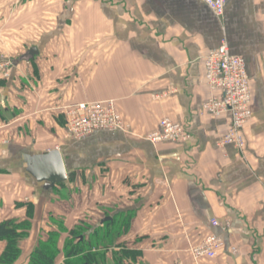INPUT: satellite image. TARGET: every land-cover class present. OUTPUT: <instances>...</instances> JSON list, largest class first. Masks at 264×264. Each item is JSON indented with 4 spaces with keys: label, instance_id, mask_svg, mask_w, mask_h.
Returning a JSON list of instances; mask_svg holds the SVG:
<instances>
[{
    "label": "crops",
    "instance_id": "obj_1",
    "mask_svg": "<svg viewBox=\"0 0 264 264\" xmlns=\"http://www.w3.org/2000/svg\"><path fill=\"white\" fill-rule=\"evenodd\" d=\"M32 21L27 48H0L10 64L0 77V222L31 223L14 264H28L56 223L61 250L101 213L133 215L117 244L141 253L134 264H195L190 250L209 235L222 250L197 264H264V0H226L220 20L201 0H0V36L10 34L6 22ZM223 40L250 78L242 152L220 146L229 115L201 112L210 96L203 59ZM105 101L124 131L65 138L66 108ZM162 119L190 138L153 144ZM53 150L67 179L52 187L26 162Z\"/></svg>",
    "mask_w": 264,
    "mask_h": 264
},
{
    "label": "built area",
    "instance_id": "obj_2",
    "mask_svg": "<svg viewBox=\"0 0 264 264\" xmlns=\"http://www.w3.org/2000/svg\"><path fill=\"white\" fill-rule=\"evenodd\" d=\"M217 18L224 15L226 0H201ZM10 64L1 62L0 77H8ZM204 79L210 91L209 98L202 104L201 112L212 118L229 115L228 132L222 137L220 146H233L242 152L245 148L243 130L251 119L252 93L250 78L246 71L245 62L241 57L233 55L227 43H222L209 51L203 59ZM64 119V136L69 140H80L95 132L116 131L126 129L122 117L117 113L113 102H83L66 108L62 113ZM158 130L148 136L154 144L159 142L182 143L190 136L183 127L169 119L158 123ZM212 228L224 231L230 227L229 222L220 223L210 220ZM222 246L218 239L209 235L190 250L195 264L202 260L216 259Z\"/></svg>",
    "mask_w": 264,
    "mask_h": 264
},
{
    "label": "trees",
    "instance_id": "obj_3",
    "mask_svg": "<svg viewBox=\"0 0 264 264\" xmlns=\"http://www.w3.org/2000/svg\"><path fill=\"white\" fill-rule=\"evenodd\" d=\"M59 124L64 127V119ZM106 218L111 220L104 221ZM132 219L133 215L129 213L115 217L107 214L97 226H77L68 233L61 250L58 246L60 233L65 230L57 223L58 232H50L45 241H38L28 264H56L61 252L64 258L62 264H134L141 253L117 244L118 239L128 233ZM30 229L28 220L0 222V241L6 243L0 255V264L17 262L21 255L19 244L28 237ZM109 252L110 258L107 257Z\"/></svg>",
    "mask_w": 264,
    "mask_h": 264
},
{
    "label": "water",
    "instance_id": "obj_4",
    "mask_svg": "<svg viewBox=\"0 0 264 264\" xmlns=\"http://www.w3.org/2000/svg\"><path fill=\"white\" fill-rule=\"evenodd\" d=\"M35 49L30 51L34 55ZM27 172L38 182H47L52 187L66 181L65 166L58 150L45 152L41 155L27 156ZM106 218L104 221H109Z\"/></svg>",
    "mask_w": 264,
    "mask_h": 264
},
{
    "label": "rangeland",
    "instance_id": "obj_5",
    "mask_svg": "<svg viewBox=\"0 0 264 264\" xmlns=\"http://www.w3.org/2000/svg\"><path fill=\"white\" fill-rule=\"evenodd\" d=\"M6 23H7V29L10 32V34L6 36V34L2 33V35L0 36V48L4 47L5 45H7L8 48H23V47L27 48L28 46L26 45V43L27 44L29 43L30 45L31 44L30 42L35 40V37H34L35 34H31V31L28 32L30 30L29 26H31L35 22L33 21L28 22L26 24L27 25L26 28H24L25 25L18 24L17 22H6ZM105 216H106V213L105 214L101 213L100 218L103 219L105 218ZM94 223H95V220L92 221V224ZM80 225L91 226L90 224H84V222L80 223L79 226ZM85 226H83V228H86ZM87 232H90V231L88 230ZM107 255H108L107 257L110 258V255H111L110 252Z\"/></svg>",
    "mask_w": 264,
    "mask_h": 264
}]
</instances>
